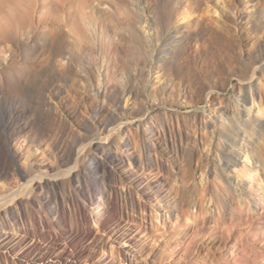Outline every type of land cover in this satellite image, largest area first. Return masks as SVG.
Returning a JSON list of instances; mask_svg holds the SVG:
<instances>
[{"label":"rangeland","instance_id":"rangeland-1","mask_svg":"<svg viewBox=\"0 0 264 264\" xmlns=\"http://www.w3.org/2000/svg\"><path fill=\"white\" fill-rule=\"evenodd\" d=\"M246 2L0 0V194L26 185L0 209L18 238L6 264H264V125L243 122L246 87L264 95V34ZM217 158L252 177L255 211ZM25 162L41 172L30 186L15 178ZM57 200L73 211L65 226Z\"/></svg>","mask_w":264,"mask_h":264},{"label":"bare ground","instance_id":"bare-ground-1","mask_svg":"<svg viewBox=\"0 0 264 264\" xmlns=\"http://www.w3.org/2000/svg\"><path fill=\"white\" fill-rule=\"evenodd\" d=\"M259 3H260L259 0H247L246 7H248V6L249 7L246 10L245 17L247 18L248 21H249V19L253 20V23L255 24V29L257 30L258 35L262 36L264 34V7H262V8L257 7V6H259ZM140 14L143 17L145 15L143 13H140ZM248 21H246V24H248ZM256 44L258 45V50L260 52L258 63L260 65H262V66L261 67H256V69L254 71V74H253V79H255L257 72L261 71L262 72L261 76H260V78L257 79L258 83L260 85V83L264 82V39L261 41V39L258 38V40L256 41ZM168 52H169V50H168ZM88 54L89 53H87V55ZM89 55H92L91 52H90ZM160 55H162V54H160ZM103 60H104V63H105V56L103 57ZM7 70H9V69H7ZM96 70L99 72V68L98 67L96 68ZM0 74H2V73H0ZM99 81H101V79H99ZM256 85L257 84L253 83V81H252L249 84V86L246 87V99H248V101L251 100L252 106L250 108H247V106H246V108H244V110H243L244 111V115H245L244 117L246 119H244L243 122H244L245 126L254 124L256 127H259V126L263 127V125H264V95L262 94L263 91L259 92L255 88ZM131 95L133 97L134 92L133 91H128L126 93V95H125V98L127 100H129L131 98ZM135 96H137V93L135 94ZM256 97H258L260 99L259 102H257ZM229 117L230 116H229L228 109H224L220 113L217 112L216 115L213 117V122L210 123V127L213 128V132H212L213 139H215V136H217L218 127L220 128V126H223L224 122L228 123V125L231 124V118H233V116L230 117V119H229ZM243 134H244V135H242L243 136V142L245 141L247 144L255 145L256 142H255V140L253 138L254 134L248 135V134H246V131H244ZM238 146H240V147L237 148V151L235 152V154L239 157V160L243 161L242 165L244 164V166H248V165L253 164V170L254 171H258L259 168H260V164H259V161L257 160V158L255 157V153H254L253 149H251V148H249L247 146H244L242 144L238 145ZM214 149H211V152H210L211 154L208 155V158L211 157L210 155H213L214 153H216V151ZM217 159H218V161L220 163V167L222 169V172H223V175L225 177V180L228 183V185L231 186V188L234 190V192L236 194V198L238 199L239 203L244 208H246V209L249 208L250 210L254 209V211H255V207H254L255 202L251 201V200L249 201L248 198L245 197L244 192L245 191L247 192V189H245V187L243 186L244 184L245 185H250L252 183V180H251L252 177H250V176H245V177L242 176L241 177V176H239V174H232L231 172H229V169L226 167V165L224 164L223 160L221 158H217ZM129 162L131 163L130 160H129ZM0 174L1 175L7 174L6 168H2V173H0ZM39 174H41V172L39 170L35 169V166H33V165L31 166L27 162L25 164V167L23 168V170H20V172H18V174L17 173L15 174V178H18L20 176L23 179V181L25 179H27V178H31L30 181L27 182L28 186H30L31 184H33L36 181V179L39 176ZM38 178H40V177H38ZM25 189H26V185L24 183L19 182L18 185H16V189L15 190H12V191L9 190L7 194H3V195L0 194V209L4 208L5 206H7L11 202L14 203L16 200H19L20 203H21L22 202V196H20V195H21L22 192L25 191ZM88 200H91V202L93 204L95 203L94 205L99 204V203H97V200L95 198H93V197H90V199H88ZM54 202H55V204H54L55 208H53L54 211L60 212V214H61L60 223L62 225H64V226L67 225V223L69 222L68 218H69V216H71V214L73 212L72 209L68 208L67 206L65 207V205L63 204L64 202L62 203L60 200L59 201L57 200V201H54ZM80 208L78 207L77 208L78 210H76L77 211V220H78V222H80L81 219L85 216V215H83V213L85 214V211L80 209ZM23 209H24V207H23ZM97 210H98V208L95 207V209H94V213L95 214H97ZM24 213H23V215H24ZM24 216H26V214ZM156 216H157V219H160V217H163V216L164 217L165 216L168 217L169 213L163 215L160 212H158V210H157V215ZM20 217H21V215H20ZM1 218H3V217L1 216ZM25 219H27V218H25ZM16 220H18V218ZM23 220L21 219V223H22ZM11 221H13V220H11ZM14 221H15V219H14ZM33 222H35L34 218H33ZM14 227H17V226H14ZM18 227H19V224H18ZM12 228H13V226L9 222L8 218L0 219V264H6L7 261H9L10 263L12 262L11 258H10L11 257L10 253L13 252V248H15L16 246L12 248L11 247V242L14 240V238H16L15 240L18 241V238L14 235L15 234L14 230H13L14 228L13 229ZM19 234H21V233H19ZM17 235H18V232H17ZM3 250H5L6 253H3ZM95 252H96L95 249L94 250L91 249L88 259L93 258L95 256Z\"/></svg>","mask_w":264,"mask_h":264}]
</instances>
